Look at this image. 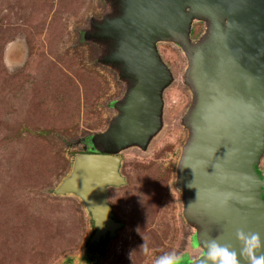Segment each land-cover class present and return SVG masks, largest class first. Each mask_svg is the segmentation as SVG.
Instances as JSON below:
<instances>
[{"label":"rangeland","instance_id":"rangeland-1","mask_svg":"<svg viewBox=\"0 0 264 264\" xmlns=\"http://www.w3.org/2000/svg\"><path fill=\"white\" fill-rule=\"evenodd\" d=\"M112 7L113 0H0V264H61L84 254L80 202L51 190L125 90L118 68L101 61L106 42L94 35ZM158 50L180 75L186 62L177 47L162 42ZM164 100L165 130L146 152H122L126 184L109 199L123 227L105 257H92L97 264H153L184 240L173 169L190 95L176 77ZM26 127L49 132L41 138L20 131ZM259 168L264 175V154Z\"/></svg>","mask_w":264,"mask_h":264},{"label":"water","instance_id":"water-1","mask_svg":"<svg viewBox=\"0 0 264 264\" xmlns=\"http://www.w3.org/2000/svg\"><path fill=\"white\" fill-rule=\"evenodd\" d=\"M200 19L204 28L191 47ZM95 27L106 42L101 61L118 68L125 90L89 151L71 153L51 193L74 196L90 211L92 238L114 234L120 223L106 192L126 182L122 152H146L167 126L164 92L176 76L158 44L170 41L183 51L181 80L191 98L180 118L187 135L173 187L183 221L196 228L193 248L216 239L239 259L240 229L257 233L264 252V175L256 170L264 154V0H113Z\"/></svg>","mask_w":264,"mask_h":264},{"label":"flooded vegetation","instance_id":"flooded-vegetation-1","mask_svg":"<svg viewBox=\"0 0 264 264\" xmlns=\"http://www.w3.org/2000/svg\"><path fill=\"white\" fill-rule=\"evenodd\" d=\"M203 28H204V21L203 20L200 19V20L195 21L193 23V26H192V29H191V32H190V45H191V47H196L197 46L196 45L197 44V40H198L200 34L202 33ZM176 47H177V50L179 51V53L184 58L183 51L180 49V47H178V46H176ZM184 60H185V58H184ZM183 70H184V67H183L182 72L180 73V75H178L176 77H177V80L179 81L180 85L185 86L182 83V80H181L182 75H183ZM190 101H191V98H190ZM186 108L182 111L181 115L184 113ZM181 115H179L180 118H181ZM179 124L181 126L180 119H179ZM182 129L185 130L186 135H187L186 129L184 127H182ZM186 135H185V138H186ZM86 141H88L89 143L86 142L87 145H85L84 147L80 148L77 151H89V148L91 146L92 137L89 136L86 139ZM123 161H124V157H123ZM123 161H122V163H123ZM121 169H122V164H121V167H120V172L122 173ZM258 169H259V172H260L261 169L259 167H258ZM124 177H125V175H124ZM125 180H126V178H125ZM125 184H126V182H125ZM125 184H123V185H125ZM123 185L110 186V187H108L107 192H106V201L110 205L111 211L113 213L111 218L113 220H115L116 222H118V224L120 223V225L116 226V229L114 230V234L113 235H111L110 231L108 229H106L97 238H92L91 236H92V234L94 232V228H93V222H92V219H91V216H90V211L86 212L84 210V208H82L83 212H84V214L86 216V219L88 221V226H87V233L85 235V240L83 242L84 254L80 256V253H79V256H80V258H83L86 261L87 264H97V262L95 263V261H94V258L96 256L98 258L105 257V254L107 253V247H108L110 241L116 236L117 231L119 229H121V227H123V220L118 218L117 213L114 210L113 204L110 202V199H109L110 198V196H109L110 189H117L119 187H122ZM179 208H180V206H179ZM179 215H180V219H181L182 225L184 226V228H187V232L185 234V237H184V240H183L182 244L178 248L174 249L173 251L178 257V264H191L192 260H197V259H200L202 257L203 248H202L201 242L199 244H196V246H194V248H193L192 242H193V239H194L195 229L196 228L193 225H187L183 221V219L181 217V214H180V210H179ZM85 251H86V253H85ZM76 256L77 255H74V256L71 255V256H68L67 259L68 258H74ZM92 257H94L93 260H92ZM195 264H201V263L199 261V262H196Z\"/></svg>","mask_w":264,"mask_h":264},{"label":"clouds","instance_id":"clouds-1","mask_svg":"<svg viewBox=\"0 0 264 264\" xmlns=\"http://www.w3.org/2000/svg\"><path fill=\"white\" fill-rule=\"evenodd\" d=\"M235 235L240 244L239 259L235 249L219 244L216 239H211L202 245L201 264H264V252L261 251L259 235L254 232L246 233L240 229H237ZM140 248L147 253L148 249L144 242ZM153 264H178V257L174 252L165 253L157 257Z\"/></svg>","mask_w":264,"mask_h":264},{"label":"trees","instance_id":"trees-1","mask_svg":"<svg viewBox=\"0 0 264 264\" xmlns=\"http://www.w3.org/2000/svg\"><path fill=\"white\" fill-rule=\"evenodd\" d=\"M23 128V127H22ZM25 129V130H24ZM23 130H20V131H27V132H32L34 134H36L37 136L41 137V138H44L45 135L49 132V129L48 128H24ZM38 131H41L40 133ZM257 171H259L258 168H256ZM76 258L77 260L79 259H82L83 261H85L83 258H80L79 254H78V257H74ZM74 258H68L67 257L61 262V264H66V262H68L69 260L71 261V259H74ZM86 262V261H85Z\"/></svg>","mask_w":264,"mask_h":264}]
</instances>
